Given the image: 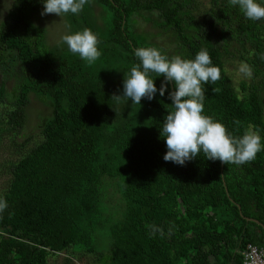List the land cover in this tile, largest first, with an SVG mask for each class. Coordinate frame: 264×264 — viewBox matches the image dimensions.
<instances>
[{
    "label": "trees",
    "instance_id": "16d2710c",
    "mask_svg": "<svg viewBox=\"0 0 264 264\" xmlns=\"http://www.w3.org/2000/svg\"><path fill=\"white\" fill-rule=\"evenodd\" d=\"M10 6L0 21V139L21 136L31 101L46 113L35 122L39 141L9 163L0 192V264H46L64 251L94 254L97 264H242L248 244L264 257V19L230 0H88L62 16L69 34L97 36L101 55L89 65L63 41L46 43L31 20L42 0ZM140 47L189 60L206 49L221 77L201 85L203 114L237 137L254 126L255 159L223 164L201 152L183 166L166 162L173 84L140 105L111 98ZM230 59L252 69L236 88ZM150 75L159 89L164 78Z\"/></svg>",
    "mask_w": 264,
    "mask_h": 264
},
{
    "label": "clouds",
    "instance_id": "9594fccd",
    "mask_svg": "<svg viewBox=\"0 0 264 264\" xmlns=\"http://www.w3.org/2000/svg\"><path fill=\"white\" fill-rule=\"evenodd\" d=\"M88 0H42V16L55 14H78ZM238 5L245 17L259 21L264 19V6L257 0H230ZM69 51L78 54L80 58L93 64L101 55L98 50V38L90 29H83L62 37ZM135 56L140 63L134 65L130 72L124 75L123 92L112 95V99L131 100L139 104L142 98L151 101L157 92L164 96L167 85L172 83L174 89L168 93L172 110L163 120L161 135L167 146L163 159L183 166L203 152L208 160H219L223 164L242 165L255 159L261 151V136L254 126H249L242 136L229 134L227 128L220 122L203 114L205 92L203 84L215 83L221 77L220 69L212 65L211 57L206 49H201L194 59H183L181 56L171 58L163 55L154 47L135 49ZM239 71L251 77L252 69L246 63H241ZM151 73L163 77L159 89L155 86ZM7 203L0 198V211Z\"/></svg>",
    "mask_w": 264,
    "mask_h": 264
},
{
    "label": "rangeland",
    "instance_id": "374dc122",
    "mask_svg": "<svg viewBox=\"0 0 264 264\" xmlns=\"http://www.w3.org/2000/svg\"><path fill=\"white\" fill-rule=\"evenodd\" d=\"M12 0H0V21L4 17V13L10 9ZM43 6H41L35 13L31 15V20L45 29L46 43L49 45L60 43L64 35L69 34V30L65 24L64 17L56 16L55 14H49L42 16ZM139 29L141 32H151L149 26H145L143 23H139ZM161 42V40H158ZM241 63H237L234 60H228L225 62V71L227 76L230 78L232 85L236 88L240 81L248 82L249 77L239 71ZM8 85V84H6ZM46 110L44 107L36 101H31L26 109L25 125L23 126L21 136L13 139L10 134L5 135L0 139V192L5 188L10 162L18 158L22 153L37 141H39V135L36 132L35 122L42 115L45 114ZM11 133V132H10ZM22 134L24 136H22ZM26 136V137H25ZM25 138L29 139L26 145L23 144ZM20 145V146H19ZM104 232L98 236V250L102 251L104 242L106 240ZM97 237V236H96ZM75 257V258H74ZM95 255H79L70 254V251H64L58 253L54 257H49L46 264H97L94 260Z\"/></svg>",
    "mask_w": 264,
    "mask_h": 264
},
{
    "label": "built area",
    "instance_id": "2783aa9c",
    "mask_svg": "<svg viewBox=\"0 0 264 264\" xmlns=\"http://www.w3.org/2000/svg\"><path fill=\"white\" fill-rule=\"evenodd\" d=\"M242 264H264L263 250L250 244L241 252Z\"/></svg>",
    "mask_w": 264,
    "mask_h": 264
},
{
    "label": "water",
    "instance_id": "95a60500",
    "mask_svg": "<svg viewBox=\"0 0 264 264\" xmlns=\"http://www.w3.org/2000/svg\"><path fill=\"white\" fill-rule=\"evenodd\" d=\"M263 247H264V235H263Z\"/></svg>",
    "mask_w": 264,
    "mask_h": 264
}]
</instances>
